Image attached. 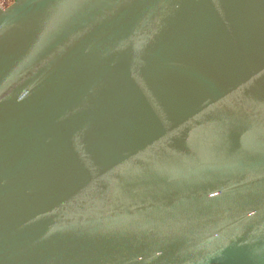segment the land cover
Wrapping results in <instances>:
<instances>
[{
	"label": "water",
	"instance_id": "water-1",
	"mask_svg": "<svg viewBox=\"0 0 264 264\" xmlns=\"http://www.w3.org/2000/svg\"><path fill=\"white\" fill-rule=\"evenodd\" d=\"M0 264H264V0L0 9Z\"/></svg>",
	"mask_w": 264,
	"mask_h": 264
},
{
	"label": "built area",
	"instance_id": "built-area-1",
	"mask_svg": "<svg viewBox=\"0 0 264 264\" xmlns=\"http://www.w3.org/2000/svg\"><path fill=\"white\" fill-rule=\"evenodd\" d=\"M15 0H0V9H5L11 5Z\"/></svg>",
	"mask_w": 264,
	"mask_h": 264
}]
</instances>
